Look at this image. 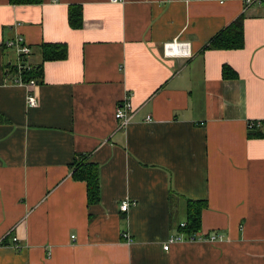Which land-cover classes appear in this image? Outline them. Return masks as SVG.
<instances>
[{"label": "crops", "instance_id": "0c3cea01", "mask_svg": "<svg viewBox=\"0 0 264 264\" xmlns=\"http://www.w3.org/2000/svg\"><path fill=\"white\" fill-rule=\"evenodd\" d=\"M73 5L81 29L69 24ZM243 14L242 49L205 50ZM19 36L43 65L36 108L5 49ZM172 41L191 57L166 56ZM43 43L66 44L67 59L43 63ZM128 95L135 112L123 124ZM0 114V264H264V138L248 127L264 122V5L0 0ZM81 154L100 167L96 205L72 177ZM186 199L207 202L199 234L222 240L165 250ZM125 200L137 204L121 211Z\"/></svg>", "mask_w": 264, "mask_h": 264}, {"label": "trees", "instance_id": "16d2710c", "mask_svg": "<svg viewBox=\"0 0 264 264\" xmlns=\"http://www.w3.org/2000/svg\"><path fill=\"white\" fill-rule=\"evenodd\" d=\"M13 6L19 5H40L43 0H9ZM245 14L241 15L228 28L218 33L205 47V50H238L245 44L244 40ZM69 24L73 29L84 27L82 6L73 5L69 8ZM43 63L48 61H63L68 57V47L60 43H43L39 46ZM223 78L225 80L237 78V74L229 66H224ZM26 81L43 77V65L33 68L32 71L24 72ZM8 120L0 114V124L7 123ZM264 125V122H263ZM262 128L256 125L249 128V138H264ZM72 177L75 181L87 184V201L89 205H96L101 201L100 167L89 161L86 154L78 155L73 165ZM175 193L170 192V197ZM208 206L206 201L190 200L185 201L186 221L178 223L177 228L180 234L188 239H194L201 231V220L203 210ZM184 224V227L181 225Z\"/></svg>", "mask_w": 264, "mask_h": 264}, {"label": "built area", "instance_id": "2783aa9c", "mask_svg": "<svg viewBox=\"0 0 264 264\" xmlns=\"http://www.w3.org/2000/svg\"><path fill=\"white\" fill-rule=\"evenodd\" d=\"M113 3H123L125 0H111ZM243 4L245 10L250 9L254 5H264V0H243ZM189 43H182L178 41H172L166 43L164 45V54L166 56H173V57H191V52L189 50ZM5 49L11 51L16 56V64L13 66L15 76L17 77V83L22 84L29 90V95L27 97V103L30 108H36L38 106V99L36 94L34 93L35 86L38 84L36 79H32L26 81L24 78V72L32 71L35 68L31 65L28 61V58L31 57L33 50L32 47L29 46L23 37H16L12 40H9L5 43ZM135 112L132 102H131V95H128L125 101L120 104L117 108L116 118L118 120H122L123 124H126L132 117L133 113ZM148 121H152L151 117L147 118ZM260 127L263 125L262 121H251L249 122L248 127L252 128L254 126ZM136 201L125 200L121 203V211L127 212L132 206H136ZM184 227V224L181 225ZM124 238L127 241L131 242V238L128 234H124ZM184 240H203L208 242H217L222 240L219 238V235L212 234L208 236H201L200 234L196 235L194 239H188L185 235H173L170 237L167 245L165 246V250H169L170 245L176 242H181ZM13 241L16 243L18 241L17 238H14ZM18 248V246H16Z\"/></svg>", "mask_w": 264, "mask_h": 264}]
</instances>
